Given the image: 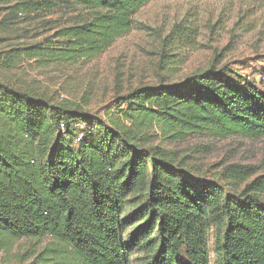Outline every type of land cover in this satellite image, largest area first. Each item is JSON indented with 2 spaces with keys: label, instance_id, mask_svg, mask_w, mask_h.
<instances>
[{
  "label": "trees",
  "instance_id": "1",
  "mask_svg": "<svg viewBox=\"0 0 264 264\" xmlns=\"http://www.w3.org/2000/svg\"><path fill=\"white\" fill-rule=\"evenodd\" d=\"M149 1L17 0L13 15L85 14L9 53L41 65L97 57ZM105 109L95 116L0 80V252L24 240L41 245L26 264H264V176L234 193L255 167L226 165L224 187L149 144L154 129L173 141L264 137L254 77L211 65L135 87Z\"/></svg>",
  "mask_w": 264,
  "mask_h": 264
},
{
  "label": "rangeland",
  "instance_id": "2",
  "mask_svg": "<svg viewBox=\"0 0 264 264\" xmlns=\"http://www.w3.org/2000/svg\"><path fill=\"white\" fill-rule=\"evenodd\" d=\"M16 1L0 0V80L65 107L102 116L117 95L138 86L181 82L211 65L254 77L264 89L259 76L264 73V0H152L133 15L129 32L99 56L46 65L24 57L11 58L9 52L41 41L61 25L81 18L85 11L73 6L51 13L22 11L13 15L9 7ZM150 133L149 144L173 163L224 187L230 185L220 178L226 165L255 167L245 183L233 186L234 193L264 176V137L193 135L173 141L155 129ZM210 237L212 250L213 235ZM40 246L15 242L8 252H0V264H26L21 260L27 251L29 255ZM132 259V264L139 263L137 256Z\"/></svg>",
  "mask_w": 264,
  "mask_h": 264
}]
</instances>
